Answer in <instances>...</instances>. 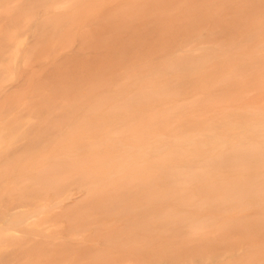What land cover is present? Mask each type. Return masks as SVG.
I'll list each match as a JSON object with an SVG mask.
<instances>
[{"label": "rangeland", "instance_id": "1", "mask_svg": "<svg viewBox=\"0 0 264 264\" xmlns=\"http://www.w3.org/2000/svg\"><path fill=\"white\" fill-rule=\"evenodd\" d=\"M7 208L0 264H264V0H0Z\"/></svg>", "mask_w": 264, "mask_h": 264}, {"label": "bare ground", "instance_id": "2", "mask_svg": "<svg viewBox=\"0 0 264 264\" xmlns=\"http://www.w3.org/2000/svg\"><path fill=\"white\" fill-rule=\"evenodd\" d=\"M177 59H179V57ZM211 142L212 144H215L218 146L223 144V141L221 140H212ZM202 162L203 161L189 162L187 164V169H194L195 167H198L199 165H201ZM66 166L67 164L59 165L57 167H62L63 169H66L65 168ZM80 170H83V168H81ZM68 173L69 171L63 172L62 175L60 176H58V173L56 174L46 173L45 175L44 174L42 175V173H34L29 176H23L22 182L30 188H34L40 185H43L44 187L53 186L56 188L55 191L58 194L63 195L65 199L69 198L70 192L72 191V189L68 187L70 185L71 186L76 185L79 188L82 186H92V185H95L96 183H99V180L93 179V176L88 172L81 171V172H75V173H69V174ZM17 183H18V178H13L10 181V184H13V185H16ZM2 214H3L2 219H4L5 222H3L0 225V227L3 225H6V226L3 228H0V238L4 239L8 243L9 245L8 249L11 250L14 248V246L18 248L20 247V244L24 242L31 243L30 241H32V239L28 238L27 236L34 234L32 232V228L30 227H35L37 225L34 218L38 215V212L37 211H26V210H23L22 212H18L17 210H15V208H7L6 210L2 212ZM8 225L9 226L11 225V227H8ZM42 229L43 228H41V230ZM16 232H18L19 234H17ZM74 240H73V243H74L73 250H79L82 253H84L86 251V249H84L86 247L84 245L85 241L84 243H82L84 245L83 247V245L81 244L83 240L80 239L81 242L80 240L79 241L78 240L74 241ZM69 243H70L69 246H71V242ZM95 261L100 262L97 260H92L90 261V263L88 262L87 263L93 264ZM87 263H86V260L85 261L79 260V264H87ZM128 263H130V261H127V264Z\"/></svg>", "mask_w": 264, "mask_h": 264}]
</instances>
